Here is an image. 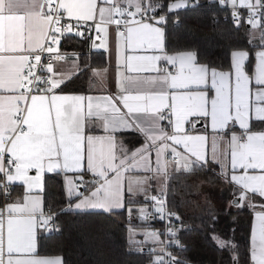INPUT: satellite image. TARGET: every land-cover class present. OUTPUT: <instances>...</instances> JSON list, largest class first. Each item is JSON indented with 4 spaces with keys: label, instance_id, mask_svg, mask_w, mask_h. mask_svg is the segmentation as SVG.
Wrapping results in <instances>:
<instances>
[{
    "label": "snow or ice",
    "instance_id": "6c2138e0",
    "mask_svg": "<svg viewBox=\"0 0 264 264\" xmlns=\"http://www.w3.org/2000/svg\"><path fill=\"white\" fill-rule=\"evenodd\" d=\"M215 2L230 5L236 27L243 20L250 29L252 51L232 50L227 70L200 62L195 50H166V13L188 7L190 0H59L55 6L54 0H0V264H63L60 257L36 255L37 230L57 231L56 218L64 211L111 214L125 208V192L127 203H134L133 185L153 203L154 212L138 210L142 219L179 222L177 213L166 210L169 165L193 173L211 170V164L220 166L219 178L232 186L229 205L254 210L250 260L264 264V0ZM65 14L76 24L61 23ZM89 21L103 33V48L115 25L118 93L65 94V74L46 62L67 60L57 34ZM138 50L152 54L137 55ZM91 71L101 80L108 75L107 67ZM200 121L212 130L210 154L209 136L196 131ZM125 130L142 135V145L129 150L117 137ZM133 171L150 175L126 178ZM49 173L65 176L66 206L59 211L45 204ZM161 178L164 183L149 197V182ZM16 185L25 191L13 200ZM127 211L131 215L133 209ZM179 230L146 228L138 242L133 229L129 244L158 245L150 249V264H190L168 251L181 246ZM163 235L170 239L161 240ZM212 238L230 251L232 264H241L232 239Z\"/></svg>",
    "mask_w": 264,
    "mask_h": 264
},
{
    "label": "trees",
    "instance_id": "16d2710c",
    "mask_svg": "<svg viewBox=\"0 0 264 264\" xmlns=\"http://www.w3.org/2000/svg\"><path fill=\"white\" fill-rule=\"evenodd\" d=\"M168 2L164 0L165 4ZM226 7L215 0H197L195 4L190 0L188 7L167 12L166 50H195L200 62L223 66L227 70L232 50L251 52L252 48L248 44L251 39L249 26L242 22L239 28L236 27ZM89 39L76 34L63 36L61 50L77 53L80 69L90 65L88 70L80 71L62 86L65 92L93 90L91 69L107 66L106 52L94 49ZM209 169L193 173L173 172L169 177V207L181 217L184 225L182 240L185 246L177 252V257L190 264H232L230 251L219 248L212 238L217 235L232 239L239 246L241 264H251L249 249L253 216L250 209L226 208L225 202L220 207H206L197 199L194 184L198 181L219 182L217 167L211 164ZM224 192V201L233 199L230 187ZM44 195L45 204H51L53 210L59 211L66 206L62 174L45 176ZM56 222L57 231L41 235L39 253L61 255L64 264H150L153 259L137 251L134 244H129L130 227L142 226L137 224L138 221L128 219L127 208L111 214L64 211L57 216Z\"/></svg>",
    "mask_w": 264,
    "mask_h": 264
},
{
    "label": "crops",
    "instance_id": "0c3cea01",
    "mask_svg": "<svg viewBox=\"0 0 264 264\" xmlns=\"http://www.w3.org/2000/svg\"><path fill=\"white\" fill-rule=\"evenodd\" d=\"M227 7H230L227 6ZM177 11V10H176ZM73 20V22L76 24L74 18H70ZM92 22V24L94 25V21H90ZM92 25V27H93ZM114 28L115 25H112L109 27V37H108V45L106 48L103 47H99L100 44L104 43V37H103V33L101 37H97L96 36V30L93 27V31L90 35V41L93 43L94 49H101L104 50L106 52V57H107V68H108V75L105 79L101 80L100 78H97L95 76L92 75V87L93 90H90L89 92H65L63 91V93L65 94H84V95H93V96H100V95H105V94H109V93H118L119 89H118V85H117V81H116V76H115V66H116V62H117V58L115 55V50H114V43L116 40V34L114 32ZM253 32H255L256 30H252ZM77 32V30L72 29L71 33H67V34H75ZM164 32L166 34L165 31V25H164ZM59 36V34H57ZM66 35V34H65ZM64 35V36H65ZM59 39L61 40L59 42V50H61V43H62V39L63 36H59ZM46 42V41H45ZM164 45L166 48V42H165V35H164ZM56 47V46H55ZM67 53V60H63L60 62H51L50 64H54L56 66V71L58 73H62L65 74V80L66 82L69 81L70 79H72L74 76H76L77 71L80 70V61L79 58L76 60V63L73 64V59H75V56H78V54L76 53L75 55L69 52ZM169 53H173V52H169ZM126 54H131V53H126ZM135 54L137 55H144V54H152L151 51L145 53L143 50H138ZM143 75H154V73H144ZM71 76V78L69 79L68 77ZM63 86V85H62ZM59 91V90H58ZM196 131L200 134H205L209 136V144H208V148L207 151L210 154L211 153V135H212V130L209 126H207V122L206 121H200L199 123L196 124ZM98 134H102V133H98ZM117 137L118 139L122 140L124 145L129 149H135L138 148L142 145L143 143V137L142 135L134 132V131H121L119 133H117ZM179 151H183L182 147L177 146ZM169 159H171V155L169 154L168 156ZM153 166H154V160H155V156L153 153ZM214 166L217 167V171L218 173L220 172V166L217 164H212ZM175 169V165H169V174L171 175L173 172H177L174 170ZM30 174H34V173H30ZM51 174V173H49ZM63 175L64 178V183H65V176L63 173H61ZM47 175V174H46ZM45 175V176H46ZM69 176H72L74 174L69 173ZM150 175V173L144 172V171H133L130 173H126L125 176L126 178L128 176H131L133 178H139V179H143L145 176ZM169 175V177H170ZM91 174H89V176H86L85 179H91ZM169 180V178H168ZM168 180H167V187L166 189H168ZM151 187L148 188V192L147 195L150 197L151 195H155L156 191H157V187L160 186L161 184L164 183L163 178L160 179V182H153L150 181L149 182ZM232 189V186L229 185ZM137 187L136 185H133V192L134 194L130 197L134 203L128 204L127 201L129 199V194L127 192H125V208H132V214L135 215V219L132 218V221H137L138 217H139V212L138 210L142 207H146L147 209L150 207L151 202L150 201H146L144 198V194L143 193H139L137 192ZM147 187V186H146ZM44 189H45V177H44ZM25 191V187L23 185H16L13 187V191H12V199H16V197L22 195ZM258 199V198H257ZM3 203V200H2ZM225 203H229L228 200L225 201ZM125 208L122 209H118L115 211H121ZM250 209V208H249ZM90 211H96V212H103L101 210H92V209H88V210H71L70 212H90ZM114 211V212H115ZM250 211L252 212V216H253V221H252V228L253 225L255 223V213L253 209H250ZM131 214V215H132ZM129 215V213H128ZM133 217V215H132ZM139 226L134 227L133 229L138 230ZM43 227L39 228L37 230V236H36V248H37V252L36 255L38 257H42V258H55V257H60L63 260V257L61 255H44V254H40L39 253V239L41 237V235L43 234ZM49 232V231H48ZM47 233V232H46ZM138 236L142 237V235L140 234V232H138ZM250 246H251V240H250ZM63 264H64V260H63ZM251 264H253V262L251 261Z\"/></svg>",
    "mask_w": 264,
    "mask_h": 264
},
{
    "label": "built area",
    "instance_id": "2783aa9c",
    "mask_svg": "<svg viewBox=\"0 0 264 264\" xmlns=\"http://www.w3.org/2000/svg\"><path fill=\"white\" fill-rule=\"evenodd\" d=\"M58 2H59V0H54V5L53 6H55V3H58ZM226 8H228L230 10L231 21L234 24L232 16H231L232 9H231V7H226ZM238 10L240 11L241 16L243 17L244 16V10L243 9H238ZM166 16H167V14H166ZM64 21H67V23L70 24V25H75L73 20L68 18L66 14H65L64 20L61 21V23H64ZM242 22H243V20L241 21V23ZM92 25H93L92 22L89 21V22H87V24L78 25L76 27H73L72 29H75L77 31L83 32L84 33L83 36L88 38V37H90L91 33L94 32ZM95 34H96L97 37H101L102 36V32L96 31ZM58 38H59V36H58ZM59 41H61V40L59 39ZM45 43L47 44L48 41H46ZM52 46L55 47L56 45H52ZM60 53L65 54L67 56V53L65 51H63V50H60ZM45 55H47V54H45ZM46 62L50 64L51 62H57V61L54 60V59H47ZM165 193H166V204H167L166 210L167 211H171L170 207H169V202H168V189H165ZM148 210H149V212H154V207H153V203L152 202H151L150 207L148 208ZM171 212H173V211H171ZM128 219L132 220V215H128ZM137 221H138L137 224L141 225L142 227H146L149 230L156 229V230H159V231L163 232L169 226H172V227L180 229L179 232H178V239L180 241V245L181 246L173 245V246L169 247L168 251H171L173 253V255H175L177 257V252L184 248L185 245H184L183 240H182V231L184 229V225H183V222L181 220V217H180V221L179 222L176 221L175 218H173L172 222H171V225H169L167 220H160L158 218V216H157L156 219H151V220H147L146 221V220L142 219L141 216L139 215ZM49 232L52 233L54 231H52V232L49 231ZM169 239L170 238L167 235L161 236V240L168 241ZM171 239H175V238H171ZM134 245H135L136 249H138V248H142L143 249V251H139V252H141L142 254H145V255H150L152 258L154 256V253H151L150 249L158 247V245H154L152 243L134 244Z\"/></svg>",
    "mask_w": 264,
    "mask_h": 264
},
{
    "label": "rangeland",
    "instance_id": "374dc122",
    "mask_svg": "<svg viewBox=\"0 0 264 264\" xmlns=\"http://www.w3.org/2000/svg\"><path fill=\"white\" fill-rule=\"evenodd\" d=\"M72 54H76L75 52H72ZM216 174L218 176V180L219 182L215 183V184H211L208 183L207 181H198L196 184H194V187L196 188V193H197V199L199 201V203H201L203 206L209 207V206H216V207H220L221 205H223V203L225 202L223 200V195H224V191L229 188V184H225L220 178H219V173L218 171H216ZM169 182V180H168ZM160 186L157 187V189ZM231 188V187H230ZM231 201V200H230ZM229 201V202H230ZM224 206H226V208H232L229 203H225ZM133 217L135 219V215L132 214ZM144 229H146V227H139L137 231L135 229L136 234L134 236H132V238L135 241H141L144 239L142 232L144 231ZM148 229V228H147ZM132 230L133 228L130 227L129 229V237L130 235H132ZM47 231H45L43 229V233H46ZM138 232H140V234L142 235V237L138 236ZM151 243V242H148ZM147 244V243H145Z\"/></svg>",
    "mask_w": 264,
    "mask_h": 264
},
{
    "label": "water",
    "instance_id": "95a60500",
    "mask_svg": "<svg viewBox=\"0 0 264 264\" xmlns=\"http://www.w3.org/2000/svg\"><path fill=\"white\" fill-rule=\"evenodd\" d=\"M52 232V231H51Z\"/></svg>",
    "mask_w": 264,
    "mask_h": 264
}]
</instances>
